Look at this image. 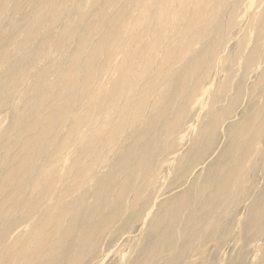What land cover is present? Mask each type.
Listing matches in <instances>:
<instances>
[{
  "label": "bare ground",
  "instance_id": "bare-ground-1",
  "mask_svg": "<svg viewBox=\"0 0 264 264\" xmlns=\"http://www.w3.org/2000/svg\"><path fill=\"white\" fill-rule=\"evenodd\" d=\"M25 2L0 0V264H264V0Z\"/></svg>",
  "mask_w": 264,
  "mask_h": 264
},
{
  "label": "rangeland",
  "instance_id": "rangeland-1",
  "mask_svg": "<svg viewBox=\"0 0 264 264\" xmlns=\"http://www.w3.org/2000/svg\"><path fill=\"white\" fill-rule=\"evenodd\" d=\"M24 2H25V0H24ZM24 4H26V2L25 3H23L22 5H24ZM25 6H27V4L25 5ZM5 25H7V24H5ZM78 31H80V30H78ZM74 49V45H71L70 46V48H69V51H71V50H73ZM0 116H2V117H4L5 119H6V123H8V121H9V116L7 115V112L5 111V112H2V114L0 115ZM221 146V145H220ZM219 146V148H218V153H219V151H220V149H222V146L220 147ZM235 233H236V231H235ZM234 235H232L231 237H233ZM233 241H229L228 243H232ZM228 243H226V245L224 246V247H226V248H224V247H222L223 249H225L226 250V252L224 251V250H222V248L220 249V250H222V251H215V249L214 248H211V251L209 252V254H208V258L210 259V260H212V261H215L216 260V262H219L220 260L221 261H223V258H224V256H225V258H224V261L222 262L223 264L225 263V262H227L226 264H231V261L233 262L232 264H235L236 262H238L239 260H243L244 262H246L247 261V254L249 255L250 254V252H249V250L248 249H246V250H248V251H245L243 254H245L246 253V256L245 255H243V256H245V257H243L242 256V254L240 255V251L238 252V248L237 247H235V248H237V249H235V248H233V244H229V246H228ZM234 243V242H233ZM231 247V248H230ZM228 249V250H227ZM230 249V250H229ZM233 249H235L234 251H232ZM213 251V253L211 254V252ZM220 252L222 253V254H225V255H221L220 254ZM225 252V253H224ZM232 252V253H231ZM231 255V256H229V254ZM236 253V254H235ZM238 253V254H237ZM218 254V255H217ZM228 254V255H227ZM233 254V255H232ZM212 257H211V256ZM235 255V256H234ZM232 256H234L233 258H232ZM229 257V258H228ZM240 259H239V258ZM241 257H243V258H241ZM230 259L229 261H228V259ZM236 258V259H235ZM246 258V259H245ZM239 259V260H238ZM219 260V261H218ZM235 260H236V262H235ZM246 260V261H245ZM220 263V262H219ZM106 264H109V263H106Z\"/></svg>",
  "mask_w": 264,
  "mask_h": 264
}]
</instances>
